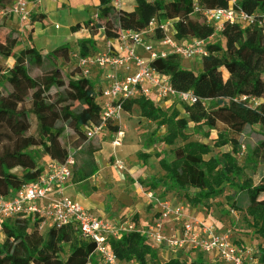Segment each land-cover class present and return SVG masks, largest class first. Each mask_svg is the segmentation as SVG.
I'll return each instance as SVG.
<instances>
[{
    "label": "trees",
    "instance_id": "obj_1",
    "mask_svg": "<svg viewBox=\"0 0 264 264\" xmlns=\"http://www.w3.org/2000/svg\"><path fill=\"white\" fill-rule=\"evenodd\" d=\"M13 1L0 0V12ZM98 1L97 19L72 28H85L90 34L77 43L76 52L83 58L98 51L96 37L100 33L106 40H117L123 31L142 32L157 19L172 21L178 39L204 41L207 52L221 59V66L201 73L185 69L176 54L154 59L151 68L167 76L176 91L192 93L196 103L183 104L182 113L161 109L141 96L123 102L122 110L131 113L133 106L138 107L141 118L156 125L151 141L172 148L173 159L163 157L159 161L164 178L151 179L150 186H165L168 193L183 192L193 207L224 197L229 211L244 215L263 242L255 254L258 264H264V33L258 27L226 24L221 33L223 42L210 44L215 27L203 14L232 5L235 10L256 15L264 13V0H135L133 15L117 10L113 0ZM44 18L33 16L32 22ZM22 40L20 32L7 26L6 18L0 21V125L14 138L12 151L0 156L3 197L36 181L42 173L39 161L43 157L60 164L72 158L74 183H85L99 172L96 154L103 149L101 137L89 138L88 131L101 125L100 99L105 85L66 73L59 65L57 50L46 53L32 47L15 55ZM11 59L14 63L9 66ZM252 99L259 101L258 107ZM192 125L193 135L203 134L209 139L216 132L217 136L211 143L192 140L188 133ZM256 126H260L259 131ZM160 129L165 133L157 137ZM106 131L121 133L113 122ZM225 147L232 151L222 152ZM243 147L245 156L240 160ZM15 169L21 174H14ZM226 188L233 192L225 195ZM40 225L30 217L7 219L2 229L7 243L0 245V264H98L96 244L83 238L72 225L50 226L46 235L39 232ZM109 247L122 263L211 264L200 252H196L195 261L187 254L164 262L139 232L110 240Z\"/></svg>",
    "mask_w": 264,
    "mask_h": 264
},
{
    "label": "built area",
    "instance_id": "obj_2",
    "mask_svg": "<svg viewBox=\"0 0 264 264\" xmlns=\"http://www.w3.org/2000/svg\"><path fill=\"white\" fill-rule=\"evenodd\" d=\"M29 4L28 0H14L1 12V15L9 14L22 23H30ZM112 5L117 10H125L127 0H113ZM196 11L199 10L196 9ZM203 14L207 22L215 27V32L222 33L226 24H236L245 28L258 27L264 33V13L248 15L235 10L231 5L225 10L204 11ZM157 35L161 37L157 39ZM155 45H159V48ZM141 46L150 53V61L139 56L138 48ZM97 50L94 55L86 58L81 57L76 51L71 53V59L76 62L80 75L83 77L91 78L94 69L108 71L105 76L107 83L104 84L105 88L100 99L101 125L88 131L89 138L100 137L106 131L108 123L116 124L119 121L123 111L122 104L125 101L144 96L164 110H167L175 101L186 105L196 103L197 99L192 93L176 91L167 76L151 68L150 63L154 59L164 58L169 54H176L183 60L216 58L207 52L204 41L178 39L172 21L157 19H153L142 32L123 31L117 40H106ZM119 72L122 74L121 77L117 74ZM251 103L254 107L259 106V101L255 99H252ZM121 135L122 133H119L115 136L112 143L114 148L122 146ZM244 156L245 148L243 147L238 158L241 160ZM73 164L72 158L64 164L49 160L41 165L42 173L36 181L27 184L9 197L0 196V233L7 219L16 216L30 217L41 222V229L48 224L58 228L72 225L83 238L96 244L98 264H128L118 261L110 250L109 242L118 240L124 234L131 232L145 235L156 249L166 246L184 254H188V251L200 252L216 259L214 264H258L254 252L250 249L243 251L231 241L227 234H220L213 224L187 221L178 229L176 235L166 236L165 222L172 216L180 218L183 209L174 210L169 201L156 198L153 191L142 189L146 198L159 207L158 218L145 231L136 229V225L125 220L126 218L110 220L94 214L82 203L64 195L65 187L73 181ZM116 166L120 170L125 169L122 161H117Z\"/></svg>",
    "mask_w": 264,
    "mask_h": 264
},
{
    "label": "rangeland",
    "instance_id": "obj_3",
    "mask_svg": "<svg viewBox=\"0 0 264 264\" xmlns=\"http://www.w3.org/2000/svg\"><path fill=\"white\" fill-rule=\"evenodd\" d=\"M148 1H162L164 3H168L172 0ZM95 16L96 15H93L91 20L87 23L93 22L95 20ZM4 18H6V20H10L13 16L9 14L4 16L1 15L0 12V21ZM51 22V29L48 31L49 36H55L56 34L63 35L67 30V25L69 24V20L67 19L65 12H56L51 16ZM56 25H59L60 30L55 29ZM25 30V33L22 34L23 40L21 41V44L15 48V55H18L22 49H29L34 46L31 35L28 32V28H25ZM218 42H223V39L221 37V33L215 32L214 37L209 40V43L214 44ZM41 46L42 45L40 44V47ZM101 47L102 43H98L97 49H100ZM155 47L159 48V45H155ZM73 49H77V47L74 45L62 46L56 49L57 57L59 59L60 67L66 73L72 77H79L81 75L77 64L71 59V53L74 51ZM138 53L141 58L146 61H150V53L146 51V48L143 46L139 47ZM210 58H198L195 60L182 59V66L185 69L194 71L195 73L207 72L217 66V57L214 58V64L209 63L211 60ZM13 63L14 60L11 59L8 65L12 66ZM97 72L100 71L98 69L93 70L91 79L96 77L95 74H97ZM104 74L106 76L108 71H105L103 75ZM117 74L120 77L122 76L121 72ZM97 77L101 78V76ZM101 79V83L106 85V77ZM182 105L183 104L175 101L167 110L172 111L173 109H178L183 113ZM116 124L119 125L120 131L123 134L121 135V137H123L122 146L114 148L112 145L115 140V135L110 134L107 131L100 135L103 142V149L101 152L97 153L96 156L99 164L104 168L101 174L102 178H95L85 185L75 184L74 181H72L69 185H67L71 187L68 190V194L72 197H69L70 199L82 203V205L84 207L86 206L87 208H85L90 211L92 209L91 212L94 214L110 220L113 219L112 216H108L111 213H120L122 211L129 213L128 216L123 217L126 218L125 220H129L131 223H134L136 225V229L142 230L146 228L145 230H147V228L152 225V221L158 218L159 214L154 212L157 206L154 204L156 203L146 198L144 196V192H141V190H139V194L133 192L140 186L145 191L155 192L154 196L159 198L161 201H169L174 210L183 209L181 214L182 216L180 217L183 218L182 220H179L180 218L173 217V221L178 220L177 225H179V228H181L184 222L188 221L187 218H191V215L202 214L201 216L205 218L211 216L212 224H214L220 234H227L231 241L235 242L236 245L239 244L238 246L243 251L250 249L254 253L258 252L259 246L263 242L255 236L254 231L249 227L248 220L244 217V215L229 211L224 197L212 200L202 206L193 207L189 204L183 192L168 193L166 192L165 186H161L159 188H153L150 186L151 179L164 178L165 173L161 170L159 161L163 157L172 160V148L160 143L154 144L151 141L150 138L154 137L153 133L156 132V125L141 119L136 106H133L131 113L122 111L121 118L116 122ZM255 128L259 131L260 126H256ZM203 130L205 133H208V129L206 127H204ZM193 132L194 130L192 125L188 130V133L193 135ZM164 133L165 129H160L157 137H161ZM216 135V132H212L211 137L208 139L203 134H197L192 136V140L211 143V139H214ZM13 139L11 131L4 125H0V156H4L6 153L12 151ZM222 150L232 151L230 147H225ZM45 159H47V157H43L39 161L40 166ZM117 161H122L124 163V170H120L116 166ZM13 173L19 175L21 174V170L15 169L13 170ZM232 192V189L226 188L225 195L231 194ZM190 193L194 194L195 191L191 190ZM148 203H150V205H148ZM89 207H91V209ZM99 212L103 215H99L101 214ZM141 220H144L145 222V224H142V227L140 225ZM170 221H172V218L165 222L164 230L166 228L165 225H167ZM146 223H149V225L145 227ZM49 229L50 226L48 224L43 229L40 228L39 232L42 235H46ZM164 234L168 236L165 231ZM5 243H7V240L4 235L0 233V245H6ZM157 249L160 250L161 247ZM190 253L195 252L188 251V254ZM181 255L187 254L179 253L177 251V257Z\"/></svg>",
    "mask_w": 264,
    "mask_h": 264
},
{
    "label": "crops",
    "instance_id": "obj_4",
    "mask_svg": "<svg viewBox=\"0 0 264 264\" xmlns=\"http://www.w3.org/2000/svg\"><path fill=\"white\" fill-rule=\"evenodd\" d=\"M28 1L30 3L29 4V11L31 12V22L30 23H22L18 18L13 17L10 20H6V23H7V26L11 30L18 31L21 34H24L26 31L25 28H28V32L31 35L32 43H34V46H32V47H34L36 50H38V51L43 50L46 53H50V52L55 51L56 49H58L62 46H67V45L73 46L74 45L77 47V43L79 40L90 38V34L87 30H85V28L79 29L77 31H72V28L84 26L85 24H87L88 21L91 20V17L93 15L97 14V7L99 6L98 0H28ZM135 9H136L135 0H127V8L125 10L133 15L135 13ZM56 12H59V13L65 12L67 19L69 20V24L67 25V27H66L67 30L63 35L56 34L55 36H49L48 31L51 29L50 26L52 25L51 16L54 15ZM38 15H44L45 18L43 20H39L37 22H32V17L38 16ZM55 29L60 30L59 25H56ZM96 40H99V44H101V43L103 44L106 41L103 33H100L96 37ZM40 44L42 45L41 47H40ZM73 50L76 51L77 49H73ZM138 52H139V48H138ZM216 61H217L216 67L221 66V64H222L221 59L217 58ZM216 67H214V68H216ZM99 71L100 72H97V74H95L96 77L93 79H94V81L95 80L98 81L97 83L102 84L101 78H105V74L103 75V73L105 71H103V70H99ZM97 76H101V78H98ZM138 113H139V116L141 118L139 108H138ZM120 118H121V115H120ZM216 136L214 138H216ZM222 152H230V150H228V151L222 150ZM49 160L50 159L47 158L43 161V163H46ZM96 160H97V163L99 166V172L93 178L88 180L87 182L82 183V185H85L86 183L91 182L95 178H97V179L102 178L101 174H102L104 168L99 164L97 156H96ZM43 163H42V165H43ZM69 188H71V187L67 186L64 189V195L68 198L70 197V195L68 194ZM139 188L134 190L133 192H135L136 194L140 193L139 190H141V192H143L142 187L139 186ZM144 196H145V194H144ZM70 198H72V197H70ZM150 203H148V205H150ZM91 207H93V206H91ZM91 207H89V208L91 209ZM93 208H95V207H93ZM91 211H92V209H91ZM158 211H159V207L156 206V209L154 212L156 214H158ZM99 213H101V212H99ZM99 215H103V214L101 213ZM128 215H129V213L122 211L120 213H111L108 216H112L113 219H116V218H123L124 216H128ZM201 215L202 214L191 215L190 216L191 218H187V220H188V222L194 221V222H204L206 224H212L211 216H208L207 218H205V217H202ZM173 217H175V216H172V221L168 222V224L165 225L166 228L164 231L168 236L176 235L178 233V229H179V225H177L178 220L173 221ZM182 219L183 218H180L179 220H182ZM140 223H141L140 224L141 227H142V224H145L144 220H141ZM148 225H149V223H146L145 227ZM140 229H142V228H140ZM145 229H142V231H145ZM158 252H159L160 259L164 262L168 261L170 259L177 258V250L170 249L166 246L161 247V249L158 250ZM187 257L190 261H195L198 256H197V253L195 252V253H190L189 255H187ZM203 258L208 263H211V264L216 263V259H214L212 256L211 257L204 256Z\"/></svg>",
    "mask_w": 264,
    "mask_h": 264
},
{
    "label": "bare ground",
    "instance_id": "obj_5",
    "mask_svg": "<svg viewBox=\"0 0 264 264\" xmlns=\"http://www.w3.org/2000/svg\"><path fill=\"white\" fill-rule=\"evenodd\" d=\"M211 60H210V62L209 63H215V59L214 58H210ZM87 114H89V112L87 111Z\"/></svg>",
    "mask_w": 264,
    "mask_h": 264
}]
</instances>
